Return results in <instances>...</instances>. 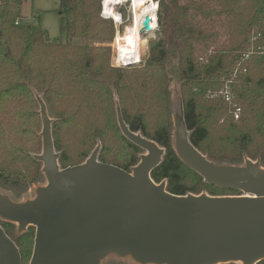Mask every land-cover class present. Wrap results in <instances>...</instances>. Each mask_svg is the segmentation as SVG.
<instances>
[{"label": "trees", "instance_id": "16d2710c", "mask_svg": "<svg viewBox=\"0 0 264 264\" xmlns=\"http://www.w3.org/2000/svg\"><path fill=\"white\" fill-rule=\"evenodd\" d=\"M30 1L0 0L1 193L6 184L27 187L43 179L36 155H26V143L13 136L25 134L23 124L30 119L25 110L32 99L36 101L35 93L42 94L46 111L51 104H61L67 111L75 96L86 106L114 101L131 132L164 150L150 178L155 184L164 182L172 195H201L207 185L175 154L174 126L168 117L173 96L182 108L190 143L209 162L244 166L251 161L264 169V0H158L160 36L148 59L136 67L116 70L109 69L104 47L108 25L99 18L100 0H59V38L54 41L40 27L23 24V8ZM141 7L138 4L137 9ZM109 31L110 36V26ZM245 54L248 58L241 63L245 75L229 83L241 109L239 119L234 120L225 102L208 97L217 95ZM110 72L115 77L109 86ZM51 134L60 168L79 165L66 158L52 126ZM128 146L138 154L129 164L100 153L97 160L130 172L142 151L130 142ZM189 176L196 180V188L187 185ZM210 187L209 196H225L216 190H226ZM0 227L18 248L22 261L32 244V228L27 230L30 234L14 237L4 224ZM112 264L132 263L117 260Z\"/></svg>", "mask_w": 264, "mask_h": 264}, {"label": "water", "instance_id": "95a60500", "mask_svg": "<svg viewBox=\"0 0 264 264\" xmlns=\"http://www.w3.org/2000/svg\"><path fill=\"white\" fill-rule=\"evenodd\" d=\"M155 16L143 17L139 37L158 30L157 12ZM38 104L42 152L34 159L42 164L46 183L24 202L0 192V219L16 224L19 233L35 229L29 264H100L109 254L133 264L264 261V169L251 161L244 166L209 162L190 143L181 106L178 125L174 118L176 156L205 184L241 196L169 194L164 182L155 184L150 178L164 150L131 132L119 111L122 136L143 152L139 163L130 172L101 163L97 146L84 163L61 169L52 121L44 103ZM0 264H22L18 248L1 227Z\"/></svg>", "mask_w": 264, "mask_h": 264}, {"label": "rangeland", "instance_id": "374dc122", "mask_svg": "<svg viewBox=\"0 0 264 264\" xmlns=\"http://www.w3.org/2000/svg\"><path fill=\"white\" fill-rule=\"evenodd\" d=\"M102 1L100 0V20L106 23L105 32V49L106 55L108 56V64L109 69L116 70L120 68H129L121 66L117 62V52L118 47L121 43L125 42V35H124V27L130 24V19L132 18V14L130 12L131 6L130 3L125 5H121L119 10L122 9L124 6V12L121 10V17L118 23H113L112 20H103L101 19V11H102ZM154 2H158V0H154ZM59 6V0H31L27 2V4L23 8V13L26 19L23 21V24L27 27L36 28L40 27L43 31L47 33L48 38L51 41L59 38V21L57 15V9ZM141 9H143L141 7ZM140 9V11H141ZM139 11V12H140ZM138 14V13H137ZM109 26L112 27V35L109 34ZM118 32V33H117ZM160 36L158 30L151 32L148 36L145 34L143 35V40L145 45L141 49L140 53V62L141 64L144 63L150 53V49L153 48ZM149 37V38H148ZM119 40V41H118ZM81 42V41H80ZM76 43V41L74 42ZM253 52L251 48L249 50ZM250 54V53H249ZM136 67V66H135ZM131 68V67H130ZM237 68V66L233 69ZM232 72V73H233ZM236 74V73H235ZM245 75V74H244ZM109 81L108 85H111V80L115 77V72H110L107 74ZM239 74L233 75L230 79L229 83L233 82V80L238 77ZM227 82H224L223 86ZM231 87V86H230ZM230 92L232 97L234 93H232L231 88ZM219 93V92H218ZM217 93V94H218ZM37 96L36 101L32 99L31 105L25 111L27 112L26 116L30 119L29 121L23 124L24 128V135L23 137L21 134L13 133V136L16 138H20L23 140L25 144L24 152L27 153L28 156L33 155H40L42 152V139H41V130L42 125L40 121V114H39V104L37 100H41L42 94L35 93ZM33 98V97H32ZM209 99H220L216 93L210 97ZM234 103L235 97H233ZM171 110H169L168 117L170 122L172 121V128L174 126V118L176 120V125L179 123V114L178 109L179 105L177 100L174 99V96L171 100ZM80 104V105H79ZM91 105L86 106L85 101L82 102L80 99L75 96L72 101L68 102L67 106L70 107L67 111H64L61 104H51L47 111H48V118L52 121L51 126L53 130V136L57 139L59 146L65 151L66 158L69 159L72 163L82 164L86 161V159L90 156L92 151L97 147L100 146L99 153L103 157L107 159H112L121 163L129 164L135 158H137L138 154L136 155L135 151L128 146V142L123 138L118 125H117V116H116V109L117 105L113 101L112 103H105L103 106L98 105L97 103H87ZM112 111V115L110 116V112ZM118 111V110H117ZM231 108H228V114L230 115ZM20 123L17 121V124ZM221 123V122H220ZM174 129V128H173ZM172 129V130H173ZM27 133V134H26ZM228 153H233L231 149L228 150ZM143 154V152H142ZM40 163V162H39ZM41 164V163H40ZM19 166V165H18ZM39 167V166H38ZM42 169V164H41ZM24 170V169H23ZM25 171V170H24ZM131 171V168L130 170ZM42 173V172H41ZM43 175V174H42ZM33 176L30 175V178ZM19 179H22L19 177ZM28 182V181H27ZM46 183L44 176L43 179L37 180L36 183L30 184L27 187L26 184L20 187H14L13 185L6 184V188H1L5 193L11 194L12 196L19 198V202H24L26 200H32L36 197L35 190L39 186H44ZM187 185L192 188H196L197 182L193 177H188ZM202 190V194L208 195L210 189ZM211 188V187H210ZM3 192V194H5ZM217 195H225L226 196H241V193H235L230 191H224V193H220V191L216 190ZM5 225L9 230L12 232L13 236H18L21 234H30L33 231V240L30 246V249L26 253V256L22 258V264H29L32 250H33V243H34V233L35 229L33 227H27L26 230L23 232L17 231V225L13 223H9L0 219V225ZM28 228H32V231H27ZM34 229V230H33ZM124 261L130 262V259H119L114 254H109L106 258H104L100 264H112L113 261ZM133 264V263H132Z\"/></svg>", "mask_w": 264, "mask_h": 264}, {"label": "bare ground", "instance_id": "6f19581e", "mask_svg": "<svg viewBox=\"0 0 264 264\" xmlns=\"http://www.w3.org/2000/svg\"><path fill=\"white\" fill-rule=\"evenodd\" d=\"M125 1L126 0H104V13L107 16L113 17L116 21H119V14L116 8L120 3ZM130 2L132 18L130 19V24L124 27L125 42L119 45L117 52V62L121 66L140 61L141 49L145 45L142 37L143 35L141 37L138 36L141 21L147 14L151 15L155 20L157 12V4L154 0H130ZM138 4L142 5L143 9H141V11L137 9ZM149 34L150 33H146L147 36Z\"/></svg>", "mask_w": 264, "mask_h": 264}, {"label": "built area", "instance_id": "2783aa9c", "mask_svg": "<svg viewBox=\"0 0 264 264\" xmlns=\"http://www.w3.org/2000/svg\"><path fill=\"white\" fill-rule=\"evenodd\" d=\"M156 1V0H155ZM241 1V0H240ZM127 3H131L130 2V0H126L125 2H123V3H120L118 6H117V8H116V11L118 12V14H119V19H120V17H121V9L119 10V7L121 6V5H125V4H127ZM103 4H104V0L102 1V11H101V17L103 18V19H109V20H112L113 21V23L115 24V23H118L113 17H111V16H107L105 13H104V10H103ZM156 4H157V2H156ZM122 8H124V6L122 7ZM119 22H121L120 20H119ZM248 58V54H245L244 56H243V58L240 60V62L238 63V65H237V68L234 70V72L232 73V76L234 75H237V74H245L246 73V68H244L242 65H241V63L244 61V60H246ZM236 73V74H235ZM229 81L230 80H227L226 82V84L222 87V89L219 91V93L217 94V96L223 101V102H225L230 108H231V114H232V117H233V119L234 120H238L239 119V117H240V114H241V109H240V107L237 105V104H235L234 102H233V97H232V95H231V92H230V89H229Z\"/></svg>", "mask_w": 264, "mask_h": 264}]
</instances>
